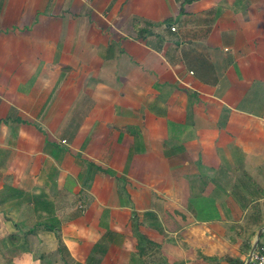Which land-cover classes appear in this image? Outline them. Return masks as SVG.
Returning <instances> with one entry per match:
<instances>
[{
  "label": "crops",
  "instance_id": "0c3cea01",
  "mask_svg": "<svg viewBox=\"0 0 264 264\" xmlns=\"http://www.w3.org/2000/svg\"><path fill=\"white\" fill-rule=\"evenodd\" d=\"M259 232L264 0H0L1 264H244Z\"/></svg>",
  "mask_w": 264,
  "mask_h": 264
},
{
  "label": "built area",
  "instance_id": "2783aa9c",
  "mask_svg": "<svg viewBox=\"0 0 264 264\" xmlns=\"http://www.w3.org/2000/svg\"><path fill=\"white\" fill-rule=\"evenodd\" d=\"M174 30V27H171ZM248 264H264V240L259 241Z\"/></svg>",
  "mask_w": 264,
  "mask_h": 264
},
{
  "label": "water",
  "instance_id": "95a60500",
  "mask_svg": "<svg viewBox=\"0 0 264 264\" xmlns=\"http://www.w3.org/2000/svg\"><path fill=\"white\" fill-rule=\"evenodd\" d=\"M259 234H260V232L258 233V237H257V239L255 240V242H254V244H253V247H252V249H251V251H250V253H249L248 257H247V260L245 261L244 264H248V263H249V260H250V258H251L252 252L255 250V248H256V246H257V243H258V240H259Z\"/></svg>",
  "mask_w": 264,
  "mask_h": 264
},
{
  "label": "rangeland",
  "instance_id": "374dc122",
  "mask_svg": "<svg viewBox=\"0 0 264 264\" xmlns=\"http://www.w3.org/2000/svg\"><path fill=\"white\" fill-rule=\"evenodd\" d=\"M263 233H264V232H263ZM263 233H262V234H263ZM262 237H263V236H262ZM261 240H262V238H261ZM254 241H255V239H254ZM254 241H253V242H254ZM258 243H259V242H258ZM250 250H251V249H250ZM243 257H244V256H243ZM244 258H245V257H244ZM244 260L246 261L247 259L245 258ZM0 264H1V261H0Z\"/></svg>",
  "mask_w": 264,
  "mask_h": 264
},
{
  "label": "trees",
  "instance_id": "16d2710c",
  "mask_svg": "<svg viewBox=\"0 0 264 264\" xmlns=\"http://www.w3.org/2000/svg\"><path fill=\"white\" fill-rule=\"evenodd\" d=\"M259 244V243H258ZM245 262V261H244Z\"/></svg>",
  "mask_w": 264,
  "mask_h": 264
}]
</instances>
